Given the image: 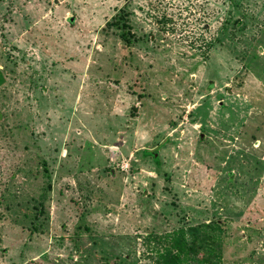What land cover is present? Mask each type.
Listing matches in <instances>:
<instances>
[{"label": "rangeland", "instance_id": "1", "mask_svg": "<svg viewBox=\"0 0 264 264\" xmlns=\"http://www.w3.org/2000/svg\"><path fill=\"white\" fill-rule=\"evenodd\" d=\"M0 70V264H264V0H0Z\"/></svg>", "mask_w": 264, "mask_h": 264}, {"label": "trees", "instance_id": "2", "mask_svg": "<svg viewBox=\"0 0 264 264\" xmlns=\"http://www.w3.org/2000/svg\"><path fill=\"white\" fill-rule=\"evenodd\" d=\"M3 81V75L0 77V85ZM158 156H155V159H158ZM184 231H180L177 237L174 239V246L173 247H178V250L180 253H184L186 251V245H185V240H184ZM168 256L165 258L164 264H175L178 261H181V256L179 253H175L173 250L170 251L169 254L165 255Z\"/></svg>", "mask_w": 264, "mask_h": 264}, {"label": "water", "instance_id": "3", "mask_svg": "<svg viewBox=\"0 0 264 264\" xmlns=\"http://www.w3.org/2000/svg\"><path fill=\"white\" fill-rule=\"evenodd\" d=\"M1 75H2V73H1V70H0V77H1ZM153 154H154L155 156H158V154H157L156 152H153Z\"/></svg>", "mask_w": 264, "mask_h": 264}]
</instances>
